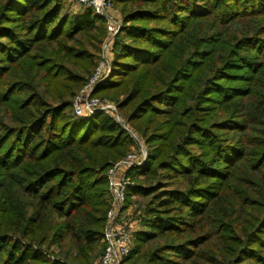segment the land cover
Returning a JSON list of instances; mask_svg holds the SVG:
<instances>
[{"label":"trees","instance_id":"obj_1","mask_svg":"<svg viewBox=\"0 0 264 264\" xmlns=\"http://www.w3.org/2000/svg\"><path fill=\"white\" fill-rule=\"evenodd\" d=\"M112 1L121 26L94 95L150 152L127 173L125 205L145 204L122 264H264V0ZM67 6L0 0V264H92L106 172L133 142L70 110L106 29Z\"/></svg>","mask_w":264,"mask_h":264},{"label":"built area","instance_id":"obj_2","mask_svg":"<svg viewBox=\"0 0 264 264\" xmlns=\"http://www.w3.org/2000/svg\"><path fill=\"white\" fill-rule=\"evenodd\" d=\"M68 1L85 8H91L94 15L105 22L106 29V36L102 42V50H100V62L85 86L86 92H82L86 93L85 100L76 99L72 103L74 113L76 116L82 117L102 111L116 112L114 105H101L98 99L89 98L88 96L109 75L113 56L112 47L120 30L121 19H118L114 14L112 0ZM116 122L137 143L138 149L137 152L129 153L113 163L106 172L109 207L105 214L102 237L104 250L95 264H122L123 260L130 254L135 230L133 223L124 218L126 191L131 184L127 173L133 168L141 167L146 159V150L140 137L124 124L117 115Z\"/></svg>","mask_w":264,"mask_h":264},{"label":"rangeland","instance_id":"obj_3","mask_svg":"<svg viewBox=\"0 0 264 264\" xmlns=\"http://www.w3.org/2000/svg\"><path fill=\"white\" fill-rule=\"evenodd\" d=\"M66 3L68 4L67 6V12L68 14H81L84 12L85 10V7L83 6H79L77 4H74V3H70L68 0H66ZM113 11H114V14L115 16L118 18V19H121V15H120V12H119V9L115 6V4L113 3ZM103 21V20H102ZM104 22V21H103ZM105 24V22H104ZM105 36H106V33H105ZM104 36V38H105ZM264 38V36H263ZM104 40V39H103ZM103 42V41H102ZM100 50H102V43H101V46H100ZM99 59H100V54H99ZM100 62V60L98 61V63ZM97 63V64H98ZM95 71V69L92 71V73ZM105 80H103L100 84H98L94 89L93 91L90 93V95L88 96L89 98H93V99H98L99 100V103L101 105L103 104H110V105H114L115 109H116V106H115V103L108 99L106 96H99V95H94V91L95 89L99 86V85H103ZM262 81H264V78L262 79ZM88 82V81H87ZM87 85V83H85L77 92V94L74 96V98L72 99V103L74 102V100L76 99H79L80 101H84L85 100V97H86V90H85V86ZM83 91H85L84 93H82ZM72 114L74 116L75 113H74V110H73V105L71 104V108H70ZM102 113L110 116L115 122H116V115L120 118V120H122L124 122V124H126L128 127H130V129L134 130L130 124H128L123 118L122 116L120 115V113L117 111L116 109V112L114 111H109V112H105V111H102ZM91 116L93 115H85V116H82V117H79V116H76V117H79V118H90ZM116 124H118L116 122ZM119 125V124H118ZM263 129H264V126H261ZM257 129H259L260 127H255ZM249 133V136H248V141L250 144H252L254 141L253 140V136L255 134L254 131H250L248 132ZM133 141V140H132ZM141 141L143 142V145L145 147V150H146V157H148V154L150 153L149 150H148V147L144 144V141L141 139ZM255 143V142H254ZM248 148H250V146H248ZM252 148V147H251ZM137 149H138V146H137V143H135L134 141L132 142L131 146L128 147L127 149V154L129 153H132V152H137ZM123 158V157H122ZM147 159H145V162H146ZM144 162V164H145ZM144 164L141 166V167H137L135 169H142ZM141 179V177H140ZM131 180V179H130ZM131 182V181H130ZM129 200L131 203L127 204V206L125 205V215H124V218L128 219L131 223H133V228H134V233L136 231H138L140 229V219L138 218V216H140V212H141V208H143V204H145V199L139 197V196H136V195H131L129 197ZM103 245V243H102ZM103 249V248H102ZM103 252V250H102ZM102 252L94 259V261L92 262V264H95L98 260V258L101 256ZM125 264H141V263H137V262H134V261H131V262H127Z\"/></svg>","mask_w":264,"mask_h":264}]
</instances>
